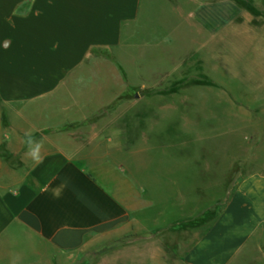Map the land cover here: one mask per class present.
Returning a JSON list of instances; mask_svg holds the SVG:
<instances>
[{"label":"crops","instance_id":"crops-1","mask_svg":"<svg viewBox=\"0 0 264 264\" xmlns=\"http://www.w3.org/2000/svg\"><path fill=\"white\" fill-rule=\"evenodd\" d=\"M140 3L0 0V264H83L84 253L94 264H264V170L239 177L198 230L179 227L195 209L153 203L145 186L112 173L120 165L87 151L117 134L97 114L123 92L86 109L93 95L80 98L78 74L88 62L122 68L115 49ZM199 5L217 19L210 0Z\"/></svg>","mask_w":264,"mask_h":264},{"label":"rangeland","instance_id":"rangeland-1","mask_svg":"<svg viewBox=\"0 0 264 264\" xmlns=\"http://www.w3.org/2000/svg\"><path fill=\"white\" fill-rule=\"evenodd\" d=\"M203 1L141 0L115 49L122 68L104 50L117 67L88 62L77 77L80 98L93 95L86 109L123 92L97 114L117 134L87 151L120 165L112 173L145 186L153 203L195 209L179 227L198 230L239 177L264 170V0H210L214 20H204Z\"/></svg>","mask_w":264,"mask_h":264},{"label":"clouds","instance_id":"clouds-1","mask_svg":"<svg viewBox=\"0 0 264 264\" xmlns=\"http://www.w3.org/2000/svg\"><path fill=\"white\" fill-rule=\"evenodd\" d=\"M33 142L31 139L28 140V155L31 156L32 159H34L37 162L41 161V156L39 154V145L37 144L35 147L32 146Z\"/></svg>","mask_w":264,"mask_h":264}]
</instances>
